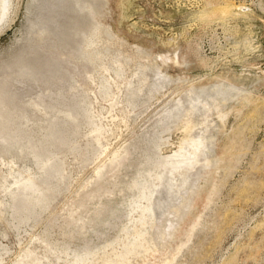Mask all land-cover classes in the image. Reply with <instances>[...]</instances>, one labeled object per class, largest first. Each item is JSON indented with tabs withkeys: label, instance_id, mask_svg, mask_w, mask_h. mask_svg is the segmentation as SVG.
Masks as SVG:
<instances>
[{
	"label": "rangeland",
	"instance_id": "obj_1",
	"mask_svg": "<svg viewBox=\"0 0 264 264\" xmlns=\"http://www.w3.org/2000/svg\"><path fill=\"white\" fill-rule=\"evenodd\" d=\"M9 2L0 264H264V0Z\"/></svg>",
	"mask_w": 264,
	"mask_h": 264
},
{
	"label": "bare ground",
	"instance_id": "obj_2",
	"mask_svg": "<svg viewBox=\"0 0 264 264\" xmlns=\"http://www.w3.org/2000/svg\"><path fill=\"white\" fill-rule=\"evenodd\" d=\"M9 3H10L9 0H1V2H0V19H3L7 15L8 8L10 6ZM184 129H185V131L190 130L189 124H186L184 126ZM184 143L187 144L188 148L190 147V150L185 149V147H183V145H182L183 143L180 145V149H179L180 154H176L174 156L177 159L176 165H175L177 167H179L180 165L191 166L194 163H197L198 152H200V150L202 148H205V142L202 138H198L197 140L184 139ZM187 153H189V156H187ZM173 168H175V167H173ZM29 187L32 190H34V189L36 190L34 183L32 181L29 182ZM74 264H78L77 261H75Z\"/></svg>",
	"mask_w": 264,
	"mask_h": 264
}]
</instances>
